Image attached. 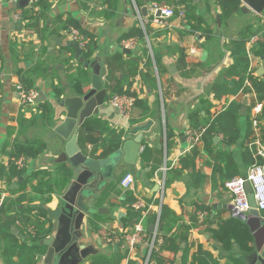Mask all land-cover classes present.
Returning a JSON list of instances; mask_svg holds the SVG:
<instances>
[{
  "label": "crops",
  "instance_id": "1",
  "mask_svg": "<svg viewBox=\"0 0 264 264\" xmlns=\"http://www.w3.org/2000/svg\"><path fill=\"white\" fill-rule=\"evenodd\" d=\"M93 1L97 3L94 6ZM110 2H115V14L108 18L105 10ZM153 2L157 1L44 0L42 5L35 7L30 2L22 6L20 1L5 0L0 90V165L10 164L12 151L18 143L32 146L38 155L27 156L28 165L22 169V177H15L10 182L4 177L0 180V186L5 190L7 198H16L24 193L33 199L31 205L36 206L41 213L50 215L59 206L60 196L69 185L50 196L39 192L42 189L41 181L47 180L50 174L58 176L64 165L72 171L69 161H58L65 149V141L54 132V128L65 119L66 111L59 104L54 87H63L65 94H76V84L84 64L76 56L70 29L63 28L66 21L75 22L89 32L88 37L93 42L91 58L99 59L101 67L107 68V74L102 76L108 90L106 102L101 106L100 113L92 117L100 119L116 134L124 133L122 145L128 137L134 139L142 134V150L137 162L122 163L115 177L106 180L93 198L95 208H102L103 212H96L83 225L81 244H92L96 253L87 257L82 264H93L92 260L97 256L112 261L120 251L119 245L108 243L105 235L113 229L132 228L133 223L128 226L123 223L127 211L122 202L127 192L120 184L128 172H132L136 178L132 192L153 206L144 222L148 230L153 224L148 220L157 214L162 204L180 217L175 229L182 224L191 225L188 239L181 240L178 253L172 250L161 252L165 258L161 264H194L198 254L213 257L218 264H228L230 259L240 258L242 253L247 252L243 251L240 241L235 239L232 249L228 251L214 236V231L219 229L222 222L245 224L231 208L234 205L230 193L224 187L225 174L236 171V176L244 175L252 164L263 163V159L257 155V142L261 141L264 121H258V126H255L253 120L261 119V111L256 113L255 108L259 103L264 106V101L258 99L249 79L245 85L247 93L239 91L238 94L214 98L211 89L215 82L228 78L225 70L235 63L231 56L232 41L243 34L247 25L256 21V15H263L264 12L258 14L246 7L242 13L223 21L218 0H192L184 4L186 10H190V15L186 13L185 18H171V25L167 27L151 22L147 25L146 34L138 11L143 14L142 8L147 7L148 14L143 16L153 18L149 9ZM45 3L49 8H45ZM159 4L172 6L179 2L170 0L169 4L165 1ZM242 5L245 6L244 2ZM18 21L23 25L16 26L15 22ZM140 28L145 31L144 39L136 35L135 30ZM131 33L134 35L130 38H136L137 45L134 49L127 48L130 49L127 52L123 45L126 39L122 38ZM256 45L252 48L247 45L249 53L246 59L254 75L264 76V58L253 54ZM205 50L208 55L203 59ZM155 54L160 57V65ZM134 60L136 63L132 67L128 63ZM122 63L124 66L118 69ZM134 66L139 68L140 74L131 75ZM141 73H150L155 84L145 80ZM130 83L131 91L138 101L131 118L126 119L112 106L110 99L118 87L122 86L126 91ZM18 84L36 88L39 94L43 91L42 100L35 105H21L17 97ZM208 95L212 103V114H222L220 126L226 134L223 132L215 136L214 150L226 152L225 159L215 161L210 154H206L198 157L195 165L189 167L183 175H175L174 169L179 166L180 159L191 152L186 137V131L190 128L189 114ZM234 100L242 103L237 119L227 109ZM47 102L52 106L51 109L46 108ZM202 113L206 114L204 110ZM83 124L77 131L79 144L92 155L102 156V146L97 148L95 143L81 137ZM237 130V138L229 141L227 134L231 136ZM169 131L172 132L171 143ZM202 145L203 142L200 143ZM220 167L223 171L219 170ZM14 182L18 186L12 188ZM9 183L11 189H18L21 184H25V188H20L13 195L8 190ZM120 212H123L121 216ZM194 217L198 222L192 224ZM92 220L95 226L91 224ZM51 221L54 230L50 235L57 232V221ZM20 232L19 227L12 226L14 235ZM24 242L21 239L20 245ZM16 253L15 250H6L3 242L0 245V264H19L20 259ZM146 253L147 244L143 243L131 259L137 264H143ZM120 264H129V259H123ZM149 264L160 263L154 259Z\"/></svg>",
  "mask_w": 264,
  "mask_h": 264
},
{
  "label": "trees",
  "instance_id": "2",
  "mask_svg": "<svg viewBox=\"0 0 264 264\" xmlns=\"http://www.w3.org/2000/svg\"><path fill=\"white\" fill-rule=\"evenodd\" d=\"M42 1L44 0H41L39 5L43 4ZM155 1L159 3L162 1H165L167 4L170 3V0ZM188 1L192 2V0H181V3L183 5H187L186 2ZM181 3L179 2V4ZM114 4L115 2H110L108 8L105 10V14L109 15L108 18L115 14V11H113ZM242 4V0H218V6L221 9V19L226 21V19H231L236 14L242 13ZM46 7L49 8V6L45 3V8ZM186 7L187 6H185V8ZM108 9H111V11ZM186 13H189V15L191 13L188 8ZM263 15H256V21H253L247 25L243 34L232 41L231 56L235 59V63L230 68L225 70V74L228 77L227 79H223L222 81H218L213 84L211 90L213 92L214 98H221L223 95L227 94H238L239 91L241 93H247L245 85L249 79L252 81V85L257 93L258 99L264 101V76L254 75L252 73V69L250 68V62L246 59L248 56L247 43L253 35L259 33L262 35V38L254 48L253 54L255 56L264 58ZM71 27L79 29L86 37L89 36V32L80 24L66 21L63 25L64 29H70ZM135 32H137L136 35L140 36V38H145V31L143 29H136ZM146 33H148V28L146 29ZM133 35L134 34L131 33L125 38H122V40L129 39L130 37H133ZM89 40L90 42L88 51L85 52V56L87 58H90L93 53V42H91L90 38ZM155 58L158 65H160V57L158 54H155ZM134 62L135 60L128 64L133 67ZM123 66V63L120 64L118 69ZM140 72L141 71H139V68L134 66V68H132L131 75H138ZM80 74L81 77L76 84V86H78L77 89L80 87V84H82L83 81L87 80L89 76V73L85 69H82ZM141 75L145 80L147 79L152 84H155V79L151 78L150 73H141ZM131 88L132 83L129 84V89L126 91L122 86H120L115 90L114 94L128 93L135 95V93L131 91ZM54 92L58 98L65 94L64 88L59 87L58 85H55ZM241 106L242 103L239 100H234L227 109L231 112V114L234 115L235 119H237L239 117V110ZM211 107L212 103L210 102V97L208 95V97L204 96L202 98L200 106H197L190 112L189 119L191 128L200 129L203 127H208L209 130L202 137L203 145L200 146V144H198L194 146L191 149V152L180 159L179 166L175 167L174 169L175 175H183L189 167L195 165L196 159L198 157H204L206 154H210L211 158H213L215 161H218L219 159H225L226 152L221 150L216 151V149L214 150L216 146L214 143L215 136L223 132L225 133V131L220 126L222 114L213 115L211 112ZM46 108L51 109L52 106L47 102ZM203 110L206 112V114L202 113ZM260 120L264 121V106L261 110V119H258L259 123ZM123 135L124 133L116 134L110 130L109 127L105 126L104 123L97 117H90L86 119L85 123L81 127V137L83 139L95 143L97 148L100 146L103 147L101 157H105L113 151L119 149L122 145L121 143ZM237 136L238 130L231 136H228L227 134L229 141L235 140ZM168 137L169 143H171L172 132H168ZM261 141L264 142V127H261ZM23 154L32 157L37 156L38 152H35L30 145L23 143L16 144L14 150L12 151V156L20 157ZM218 165L220 166L221 164L219 163ZM219 170L223 171V168L220 167ZM23 174L24 171L17 168L13 161H11L9 165H0V180L6 177L10 182L15 177H22ZM236 175V171L226 172L224 184L228 179H231ZM71 177L72 171L70 168L64 165L62 169L59 170L58 176H51L50 174V177L47 180L43 179L41 181L42 189L39 190V192L42 193V195L47 194L48 196L54 192H61L67 187ZM10 186L11 184L9 183V190L13 195L18 193L20 188H25V184H21L20 188L18 189H11ZM32 200L33 199H30L24 193L17 196L16 198L12 196L9 198L6 197L0 208V245L5 242L6 250H15L20 259L19 264H36L41 256L46 253V246L42 244V241L54 230V226L51 221L52 218L48 214L41 213L39 210H37L36 206L31 205ZM136 200L137 197L135 194L132 191H129L123 198L122 202L127 211L126 217L123 218V223L124 226H128L130 223H133L131 229H134L135 224L138 223L143 216L142 211L132 207V204ZM156 217L157 214L153 215L148 220V222L154 223ZM160 218V231L164 235V244L162 245L160 251L154 252L152 254L150 262L156 259L161 264L165 261L164 255L161 252L164 250H172L175 253H178L180 250L181 240L188 239L191 225L182 224L180 227L175 229L179 223L180 217L170 207L164 204H162ZM18 220H22L25 225H34L36 228V233L32 235L24 234V230L21 229V232L18 235H14L12 233V226H17ZM197 222V218L194 217L192 224ZM91 224L93 226L96 225L93 220L91 221ZM214 236L216 237L217 241L220 242L221 246L228 251L232 249L233 239L240 241L244 252L251 251V247L249 246L251 235L248 227L243 223L238 224L237 222H222L219 226V229L214 231ZM21 239H23L25 242L24 244L22 243L20 245ZM119 249L120 251L115 254L112 261H107L104 257L97 256L92 260L93 264H120L123 259H127L129 257V252L127 249H122L120 246ZM145 258L146 256L144 259ZM129 264H137V262L130 258ZM194 264H218V261L213 257H206L204 255L198 254L194 260ZM228 264H245V262L240 258H234L232 260L230 259Z\"/></svg>",
  "mask_w": 264,
  "mask_h": 264
},
{
  "label": "water",
  "instance_id": "3",
  "mask_svg": "<svg viewBox=\"0 0 264 264\" xmlns=\"http://www.w3.org/2000/svg\"><path fill=\"white\" fill-rule=\"evenodd\" d=\"M243 2L244 11L246 7H249L258 14L264 12V0H243ZM20 4L27 6L29 0H21ZM142 12L147 16L148 8H142ZM218 20L220 22V18ZM15 25L23 24L18 21ZM73 48L89 76L82 82L81 87L76 89L75 95L64 94L59 97V104L65 108L66 117L54 128V132L65 141V149L58 161H69L73 173L68 187L60 196L59 206L49 215L57 221V232L42 241L47 250L36 264H82L87 257L96 253L95 246L81 244L80 241L86 220L96 212H103L102 208H95L93 198L106 180L115 177V172L122 163L135 164L142 150V134L134 139L128 137L119 149L105 157L92 155L79 144L78 127L87 118L99 114L101 106L106 102L108 90L102 76L107 74V68L101 67L99 59L93 60L91 57L84 56L79 43L74 42ZM124 50L130 51L127 48ZM207 55L208 51L205 50L203 59ZM262 70L264 71V68ZM43 95L44 92L41 91L38 101L42 100ZM14 186H18L17 182H14L12 188ZM248 189L251 191L250 184ZM250 201L252 208L247 214H236L245 222L251 235L249 241L251 251L242 253L240 258L246 264H264V213L256 209L252 192ZM231 208L237 212L234 206ZM122 213L120 212V216ZM154 226V224L151 225L150 231H153Z\"/></svg>",
  "mask_w": 264,
  "mask_h": 264
},
{
  "label": "built area",
  "instance_id": "4",
  "mask_svg": "<svg viewBox=\"0 0 264 264\" xmlns=\"http://www.w3.org/2000/svg\"><path fill=\"white\" fill-rule=\"evenodd\" d=\"M21 1V0H16ZM41 0H29L30 4L33 6L38 7L39 2ZM243 1V0H242ZM180 2V0H177ZM93 6L96 5V1L92 2ZM4 9H5V0H0V90H1V83H2V56H3V49H2V39H3V21H4ZM150 11L153 13V18H145L143 14L138 11L139 18L141 21V25L146 31L147 25L149 23H154L162 27H167L171 25V18L175 16L179 18L186 17V8L182 4L177 5H162L158 2H153L149 6ZM17 18L20 17L19 14L16 16ZM147 34V33H146ZM70 36L74 42L79 43L80 47L83 49V53L88 51L89 46V38L86 37L81 31L75 27L70 28ZM262 35L255 34L251 37L248 41L247 45H250V48L253 47L254 44H258L261 40ZM124 47L134 49L137 45L136 38H129L124 40L123 42ZM249 53V50H248ZM17 97L20 101L21 105L29 106L35 105L38 101L39 97V90L36 88H27L21 84L17 85ZM137 102V96L133 94H113L110 103L112 106L117 108L120 114L126 118H131L132 110ZM263 104L259 103L255 110L256 113H259L262 110ZM253 124L258 126V120L254 119ZM208 127H203L200 129L195 128H188L186 131V136L190 142L191 149L200 144L202 142L203 135L208 132ZM257 155L263 159L262 164H252L246 174L234 176L231 179H228L224 187L230 193L232 197V204L236 208L238 213H245L247 214L251 208V201H250V193L252 192L254 195V200L256 202V209L263 213L264 211V142L258 140L257 142ZM17 168L20 170L27 168L28 159L26 155H21L20 157H15L11 159ZM166 171V168H165ZM136 178L132 172L126 173L120 181L121 187L128 191H134L135 188ZM248 184L251 186V191L248 189ZM9 190V185L7 186ZM10 191V190H9ZM6 197L5 190L2 186H0V208L4 202ZM132 207L142 211V218L141 220L135 224L134 229L130 230H117L113 229L110 230L106 235V240L108 243L118 244L122 249H127L129 252L130 259L133 254L137 252V248L142 245L143 243L147 244V253L146 258L144 259L143 264H149L151 256L154 252L160 251L162 245L164 244V235L160 231L161 225V209L157 212V217L155 222L153 223L154 229L150 231L146 228L144 222L147 218L148 212L153 207L151 204H148L143 198H137V200L132 204ZM17 227L24 230V234H35L36 228L34 225H25L22 220L17 221ZM149 239V240H148Z\"/></svg>",
  "mask_w": 264,
  "mask_h": 264
},
{
  "label": "flooded vegetation",
  "instance_id": "5",
  "mask_svg": "<svg viewBox=\"0 0 264 264\" xmlns=\"http://www.w3.org/2000/svg\"><path fill=\"white\" fill-rule=\"evenodd\" d=\"M84 56H85V53H84ZM27 157V156H26ZM28 159V158H27ZM23 230V229H22Z\"/></svg>",
  "mask_w": 264,
  "mask_h": 264
},
{
  "label": "rangeland",
  "instance_id": "6",
  "mask_svg": "<svg viewBox=\"0 0 264 264\" xmlns=\"http://www.w3.org/2000/svg\"><path fill=\"white\" fill-rule=\"evenodd\" d=\"M4 22V21H3ZM264 212V211H263ZM149 263H150V261H149Z\"/></svg>",
  "mask_w": 264,
  "mask_h": 264
}]
</instances>
